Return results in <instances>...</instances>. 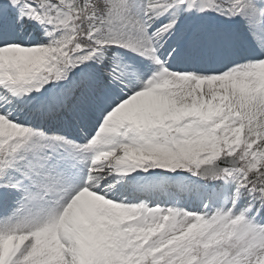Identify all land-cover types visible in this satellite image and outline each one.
Returning <instances> with one entry per match:
<instances>
[{
    "label": "snow or ice",
    "instance_id": "obj_1",
    "mask_svg": "<svg viewBox=\"0 0 264 264\" xmlns=\"http://www.w3.org/2000/svg\"><path fill=\"white\" fill-rule=\"evenodd\" d=\"M0 264H264V0H0Z\"/></svg>",
    "mask_w": 264,
    "mask_h": 264
}]
</instances>
